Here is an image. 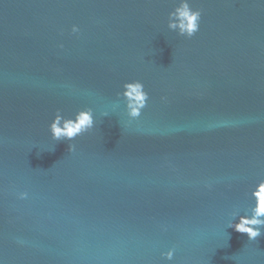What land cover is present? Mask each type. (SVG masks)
Wrapping results in <instances>:
<instances>
[{
    "label": "water",
    "instance_id": "obj_1",
    "mask_svg": "<svg viewBox=\"0 0 264 264\" xmlns=\"http://www.w3.org/2000/svg\"><path fill=\"white\" fill-rule=\"evenodd\" d=\"M190 3L187 38L176 0H0V264H264L228 227L264 179V0ZM86 107L93 129L51 139Z\"/></svg>",
    "mask_w": 264,
    "mask_h": 264
},
{
    "label": "clouds",
    "instance_id": "obj_2",
    "mask_svg": "<svg viewBox=\"0 0 264 264\" xmlns=\"http://www.w3.org/2000/svg\"><path fill=\"white\" fill-rule=\"evenodd\" d=\"M201 10L193 8L190 0H176V4L168 14L167 28L170 31L177 32L178 35L191 38L200 28ZM80 27L77 24L71 25L70 34H79ZM60 47H63L61 44ZM122 101L123 111L127 117L128 123L138 120L143 109L147 107L149 94L145 90L144 84L140 80L126 81L122 85V91L117 93ZM166 99V98H162ZM105 116L108 113H104ZM95 126L94 113L92 108L86 107L76 111L72 116H65L57 109L51 119L48 130L53 141H73L76 137L89 132ZM76 145L69 143L68 151H75ZM250 199L254 201L244 214L232 213L233 219L228 223V227L236 232L246 234L250 241L261 236L264 229V179L258 180L250 189ZM27 192H20L19 199H26ZM238 217V222L232 221ZM161 256L171 261L174 256V249L170 248L162 252Z\"/></svg>",
    "mask_w": 264,
    "mask_h": 264
}]
</instances>
